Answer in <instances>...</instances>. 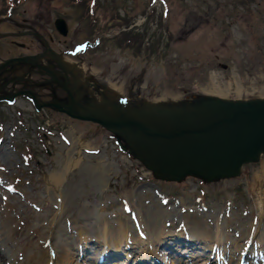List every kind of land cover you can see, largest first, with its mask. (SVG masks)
Returning a JSON list of instances; mask_svg holds the SVG:
<instances>
[{"label": "rangeland", "instance_id": "rangeland-1", "mask_svg": "<svg viewBox=\"0 0 264 264\" xmlns=\"http://www.w3.org/2000/svg\"><path fill=\"white\" fill-rule=\"evenodd\" d=\"M45 2L50 4L51 11L71 13L66 0ZM149 2L125 1L128 7L123 12L135 16L136 23L140 25L145 21L142 15ZM168 4L165 8L155 3L158 23L150 16L141 27V31L151 29L148 33L151 40L152 32H157L159 37L163 31L166 39L172 36L165 58L159 60L158 52L154 56L152 52L150 58H138L111 49L106 51L105 59L116 61L111 65L125 69L128 79L131 72L137 71L136 75H141L139 84L143 92L145 87H153V100L165 99V102L186 106L187 98H200L202 94L220 96L214 92L215 89L210 91L216 82V87L224 92L221 97L228 100L264 99V0H256L250 6L240 4L239 0H169ZM163 14L167 15L166 20L161 18ZM108 15V12L100 10L97 17L104 20ZM105 22H101L100 29ZM77 30L83 35L85 26H79L74 19L72 38V33ZM49 35L55 37L52 30ZM81 41L83 39L76 42ZM173 69L180 77L183 72L182 79H173L170 71ZM179 80L182 83H178ZM145 96L144 92L142 97ZM12 114L22 116L15 107L8 111L7 126L0 118V125L4 126V131H0L3 135L0 141V167L3 168L0 177L14 179L22 176L25 185H21L24 197H11L0 182V264H47L51 250L58 255L67 248L66 252L75 258L79 248L95 249L99 236L102 237L106 231L109 234L110 228L126 218L122 209L123 199L131 200L134 209L140 208L153 230L165 221L200 224V230L196 229L204 233L210 246L220 241L225 246L230 264H239V255L249 242L264 248V207L260 213L257 204L261 198L264 204V159L245 167L241 176L209 184H201L198 178L190 175L181 183L173 182L168 175L154 173L157 179L138 163L133 165L131 159H123L115 151L112 141L103 146L106 142H103L102 134H95L101 131L100 128L51 114L47 123L60 122L62 127L52 134L51 143L54 145L49 146L51 152L41 153L37 158L39 161L28 163L21 143L29 144L28 150L33 145L39 149L47 145L40 141L38 133L26 127H39L41 123H32L30 119L29 124L25 116L19 124L18 119L11 120ZM16 127L23 131L17 132ZM11 132L15 137L14 134L10 136ZM60 132L63 133L59 135ZM62 135L69 139L70 145L61 141ZM80 140L85 141L88 147H98L100 154L86 155ZM73 159L79 160V164L68 165L71 169L67 171L66 166ZM138 166L142 169L141 174L136 171ZM53 173L62 176L59 191L47 184L46 177ZM255 175L258 176L257 181ZM139 177L148 180L139 181ZM153 184L165 187L169 193L180 191V198L177 196V200L163 206ZM200 189L206 191L203 201L207 207L206 214L203 206L202 209L195 206ZM59 201L63 202L61 212L55 209ZM188 208L190 211L195 209L194 213L181 215L183 209ZM127 221L130 229L132 225L128 218ZM85 241H95L94 246H86ZM78 258L73 264L81 263Z\"/></svg>", "mask_w": 264, "mask_h": 264}, {"label": "water", "instance_id": "water-1", "mask_svg": "<svg viewBox=\"0 0 264 264\" xmlns=\"http://www.w3.org/2000/svg\"><path fill=\"white\" fill-rule=\"evenodd\" d=\"M222 108L223 112L219 113L220 117L214 122V129L212 128L218 134L213 132L206 135L200 133L198 142L201 143V148L194 150L186 158L188 168L192 169L187 173L198 174L201 171L202 173L205 172L204 175L208 177V171L213 170V179L229 177L238 172L241 164L256 160L260 146L264 151V102L236 103L224 105ZM261 114H263L262 117H260ZM259 118L261 126L257 124ZM249 122L256 123L259 129H249ZM236 130L239 132H235ZM222 134H230L228 144L222 146L220 143L219 146H216L218 142L215 140ZM203 136L204 141H201ZM169 139L171 140L170 143H176V139ZM205 144L209 145L211 149L206 147ZM176 147L183 148V143H176ZM156 154L165 158L159 150ZM204 155L208 157L204 159Z\"/></svg>", "mask_w": 264, "mask_h": 264}, {"label": "flooded vegetation", "instance_id": "flooded-vegetation-1", "mask_svg": "<svg viewBox=\"0 0 264 264\" xmlns=\"http://www.w3.org/2000/svg\"><path fill=\"white\" fill-rule=\"evenodd\" d=\"M39 20L40 17L38 15L37 19L34 20V26H32L30 29L34 31L37 30L35 25L38 24ZM41 52H44V47L40 44V42L36 41L35 38L29 41L28 44H19L15 40L1 41L0 63L24 56H34L37 53L40 54ZM42 68H44L42 63L36 62L33 64L18 63L0 70V90L3 92V97L17 95L19 93L22 94L25 91L34 93L39 98H41V100L44 97H47V92L51 95L56 94L57 96V92H61L58 88L56 90L54 86H46L45 82H43L44 78L40 80L35 76L42 74ZM94 86L95 93H100L102 91L100 89V87H102L101 82H96ZM93 95V92L85 93V97L87 98H91Z\"/></svg>", "mask_w": 264, "mask_h": 264}, {"label": "bare ground", "instance_id": "bare-ground-1", "mask_svg": "<svg viewBox=\"0 0 264 264\" xmlns=\"http://www.w3.org/2000/svg\"><path fill=\"white\" fill-rule=\"evenodd\" d=\"M216 85H217V82L215 83ZM216 85L213 87V89H211L210 91H213L214 89H215V91L214 92H216V93H220V96H222L223 95V91H221L220 89H219V87L217 86L216 87ZM220 105V103L218 102V100H216V101H212V102H209L208 104H206L207 106H205L204 107V109H203V111H201V112H197V116L195 117L197 120H198V122L201 124V126H202V128H205L207 125L208 126H210V122L205 118V110L207 109V108H213L214 107V105ZM263 116V114H261L260 115V117H262ZM208 119H211V116H209V118ZM185 124H187V123H185ZM259 126H261V121H260V118H259V120H258V123H257ZM256 123H254V122H249V124H248V128L249 129H252V130H255V129H259V126L257 125ZM190 126H192L193 127V130H192V132H191V134H200V131L197 129V128H195L193 125H192V123L190 124ZM243 127H244V125H242ZM214 129V128H213ZM235 132H239V131H235ZM230 134H232V133H230ZM201 141H204V136L202 137V139H201ZM181 141H178V142H176V143H180ZM175 143V144H176ZM220 144H217L216 146H219ZM80 146L81 147H87V145H86V142L85 141H83V140H80ZM205 146L206 147H210L209 145H206L205 144ZM5 147H7V146H5ZM4 147V148H5ZM209 149H211V147L209 148ZM219 150V149H218ZM217 151V150H216ZM263 152V148H262V146H260L259 147V151H258V153H262ZM208 156L207 155H204V159H206ZM71 162V163H70ZM69 162V164H67V166H66V170L68 171V170H70L71 169V167H73V165L74 166H76L77 164H79V160H75V159H73V160H71ZM68 165H70L69 167H68ZM68 167V168H67ZM230 169H231V167H229ZM213 171V170H212ZM212 171H208L209 173H208V177H209V179L210 180H212L213 179V177H214V173L212 172ZM242 171V167L240 166V168H239V172H241ZM62 176L61 175H56L55 173H53V174H49L47 177H46V180H47V184H48V186L50 187V188H53V189H55L56 191H59V186L61 185V183H62V178H61ZM255 180L257 181L258 180V176L257 175H255ZM94 183L97 185V183L94 181ZM258 210H259V212L260 213H262V211H263V207H264V204H263V200H262V198H261V200L259 199V201H258ZM138 216V215H137ZM138 218L139 219H143L141 216H138ZM143 223L144 222H142V225H143ZM145 224V223H144ZM145 226V225H144ZM160 228V227H159ZM159 228H157L156 230L157 231H155V232H153V234L151 233V235L148 233V239H147V241H151L152 242V244H153V241L154 242H159L160 244H162L163 243V240L164 239H166V238H169V236L170 235H168V234H166V233H162V230L161 229H159ZM192 230V229H191ZM107 232V231H106ZM106 232H104V234H103V238H104V242L107 244V243H110V244H116L118 247H120L125 241H126V239L130 236L129 234H128V226H127V223L126 224H124V223H122V222H119V224L116 226V227H113L112 228V230H111V232L109 233V234H107ZM193 233L195 234L194 235V237H196V238H198V237H200L201 236V234L200 233H198V232H196L195 230H193ZM114 235V237L113 238H110V235ZM138 239H140V238H138ZM171 239V238H170ZM141 240V239H140ZM136 242H140L139 240H136ZM143 244V243H142ZM141 244V245H142ZM67 248H64V250L63 251H60L59 252V254L58 255H56V264H73V262H74V260H75V258H74V255L73 254H68L67 252H68V250H66ZM67 251V252H66ZM142 253H143V255H146V256H148L149 255V252L146 250V249H143V251H142Z\"/></svg>", "mask_w": 264, "mask_h": 264}]
</instances>
